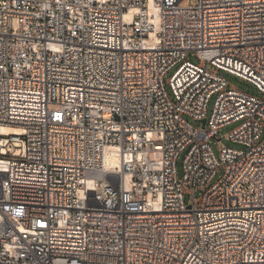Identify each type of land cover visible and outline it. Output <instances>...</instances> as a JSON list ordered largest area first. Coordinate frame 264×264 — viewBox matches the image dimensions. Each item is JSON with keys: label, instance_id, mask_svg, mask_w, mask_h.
Listing matches in <instances>:
<instances>
[{"label": "built area", "instance_id": "1", "mask_svg": "<svg viewBox=\"0 0 264 264\" xmlns=\"http://www.w3.org/2000/svg\"><path fill=\"white\" fill-rule=\"evenodd\" d=\"M184 2L0 0V264H264V0Z\"/></svg>", "mask_w": 264, "mask_h": 264}, {"label": "rangeland", "instance_id": "2", "mask_svg": "<svg viewBox=\"0 0 264 264\" xmlns=\"http://www.w3.org/2000/svg\"><path fill=\"white\" fill-rule=\"evenodd\" d=\"M197 0H185L184 2V6H187L189 5L190 3L191 4H195ZM190 60L194 63H197L198 61L193 57V56H190ZM174 68L173 69H170L169 72L166 74V76L164 77V80H165V88L167 90V92L170 94V96L172 97V93H171V90H170V87L168 85V83L166 82L167 81V78L170 76V74L173 72ZM220 74H222L223 76L226 77V79L228 80L229 84L241 89L242 91H245L247 93H250L252 95H256V96H259L261 97L262 96V93L253 85L251 84L250 82L234 75V74H231L229 72H226V71H220L219 72ZM213 99L214 97H212L209 101V104H208V108H207V115L210 114L211 112V109H212V104H213ZM190 121H192L193 123H196L194 122L191 118H188ZM238 123H231L229 125H226V126H223L221 127L219 130H218V135L216 136V138H212L211 141H210V145H211V148L212 150L214 151V153L216 155H218V143H217V138H220V142L224 145V146H227V147H234V148H243L242 145L240 144H237L235 142H232L230 140H227L225 138H223L222 135L228 133L232 128H234ZM264 137V134L263 136ZM184 153L185 152H181L180 155H179V158L177 159V172H178V175L180 176L181 173H182V159H183V156H184ZM219 173H221V170L219 171ZM218 178V174L215 175L212 179V183L215 182ZM195 196L196 197H199L200 196V191L197 190L195 192ZM189 200V194H186L185 195V201L188 202Z\"/></svg>", "mask_w": 264, "mask_h": 264}, {"label": "bare ground", "instance_id": "3", "mask_svg": "<svg viewBox=\"0 0 264 264\" xmlns=\"http://www.w3.org/2000/svg\"><path fill=\"white\" fill-rule=\"evenodd\" d=\"M20 128L12 125H0V134H12L19 132Z\"/></svg>", "mask_w": 264, "mask_h": 264}, {"label": "water", "instance_id": "4", "mask_svg": "<svg viewBox=\"0 0 264 264\" xmlns=\"http://www.w3.org/2000/svg\"><path fill=\"white\" fill-rule=\"evenodd\" d=\"M205 122H206V119H205V118H202V119L200 120V123H201V126H202V127H204Z\"/></svg>", "mask_w": 264, "mask_h": 264}]
</instances>
